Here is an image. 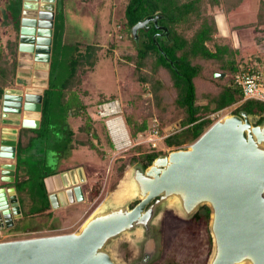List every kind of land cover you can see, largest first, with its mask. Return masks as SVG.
Returning <instances> with one entry per match:
<instances>
[{
    "label": "water",
    "instance_id": "water-1",
    "mask_svg": "<svg viewBox=\"0 0 264 264\" xmlns=\"http://www.w3.org/2000/svg\"><path fill=\"white\" fill-rule=\"evenodd\" d=\"M53 3L24 0L18 68L22 61L36 63L35 73L30 69L27 79L18 80L17 85H36L43 77L37 73L49 71L51 48L42 45L52 43ZM159 18L134 26V37L151 22L166 31L157 26ZM42 103V94L6 90L0 121L19 119L23 111L22 128L37 130ZM1 140L0 158L12 162L3 181L12 184L17 136L4 133ZM86 181L83 168L47 178L52 209L84 201L81 185ZM127 181L129 191L112 194L77 232L0 242V264H125L110 248L128 234L137 235L145 256L153 258L157 254L155 228L171 205L187 220L204 206L210 209L213 247L207 264H264V122L256 124L247 114L225 116L189 147L157 158L145 169L131 166ZM20 209L15 189L0 188V213L7 228L14 225L13 217L20 216Z\"/></svg>",
    "mask_w": 264,
    "mask_h": 264
},
{
    "label": "trees",
    "instance_id": "trees-1",
    "mask_svg": "<svg viewBox=\"0 0 264 264\" xmlns=\"http://www.w3.org/2000/svg\"><path fill=\"white\" fill-rule=\"evenodd\" d=\"M60 1L61 7L58 4L56 8L55 26L64 20V0ZM244 2L245 0H126L124 21L129 32L138 23L156 16H160L157 26L166 30H159L151 22L147 28L138 32L139 39L134 37L137 52L122 56L124 64L133 66L127 91L129 103L123 111L131 137L148 130L147 122L150 117L157 119L159 133L163 135L179 112L184 114L180 128L164 139V144L169 149H181L194 144L216 123L217 114L232 107H235V115L259 116L256 124L264 122V103L244 101L240 89L233 82L236 74L264 61V0H257L256 15L252 22L232 28L235 31L253 32L258 57L249 61H245L232 38L220 36L216 19L219 12L230 15ZM23 4L24 0H8L4 9L5 18L10 21L15 33V38L8 40L5 45L2 42L0 24V97L14 84L17 75ZM58 27L59 25L54 29L52 39L47 88L42 91L40 128H21L17 136L14 181L17 184L11 187L20 195L29 190L33 199L34 191L40 195V205L31 211L32 215L51 213L45 179L58 174L55 170L47 174L39 173V169L31 163L35 149H40L43 145L57 150L64 147L73 152L79 147H87L100 158L104 156L103 151L90 139L98 138V133L93 119L89 117L88 105L79 94L83 77L98 64L102 47L87 43L84 47L81 44L60 46L61 36L56 34ZM134 83L148 85L151 98L146 100L133 95L130 86ZM200 101H204V104ZM100 102H104V99ZM145 104L150 108V113L142 110ZM77 116H81L83 122L77 131L72 127H60L61 123L66 125L65 121L69 117ZM77 132L87 138L77 140ZM71 140L75 142L71 143ZM107 141L112 146L111 136H107ZM128 154L138 159L144 169L155 159L168 155L167 152L152 149L146 143L133 146ZM71 169L75 168L67 171ZM121 169L125 170L124 167ZM98 194L99 191H95V197ZM210 213L208 207H202L193 217L192 224L203 223L207 228ZM211 246L210 239V248Z\"/></svg>",
    "mask_w": 264,
    "mask_h": 264
},
{
    "label": "rangeland",
    "instance_id": "rangeland-1",
    "mask_svg": "<svg viewBox=\"0 0 264 264\" xmlns=\"http://www.w3.org/2000/svg\"><path fill=\"white\" fill-rule=\"evenodd\" d=\"M7 3L8 0H0V24L3 45L8 40L15 38L13 27L10 21L5 18L4 9L7 7ZM61 3L59 0L60 7ZM257 3V0H245V3L233 15L223 21L231 29L230 32L225 30L224 35L230 33L227 37L233 39L235 47L241 50L245 61L257 56L258 48L254 40V34L250 30L235 31L232 28L253 21L256 15ZM63 7L64 20L61 23H57L59 29L56 31L58 37L61 36L59 45L72 46L81 44L84 47V44L87 43V45L102 47L98 64L93 71L88 72L83 77L79 94L84 103L88 105L89 117H91V120L93 119L94 128L98 133V138L91 137L90 139L93 140L98 149L103 151L104 156L100 158L97 153L93 150H88L87 147H79L73 152L70 149H64V147L57 150L45 148L43 145L40 146V149L39 147L35 149L33 156H31L33 159L31 163H34V166L39 169L41 174L43 172L47 174L51 170L63 172L70 168L80 167L84 169L87 176L86 183L81 185L83 192H85L84 201L65 209L53 211L51 208L52 212L50 214L32 215L30 214L31 211L36 210V207L40 205L38 200L40 195L34 191L35 199H33L29 190L24 191L21 195L18 194L19 201H21L19 203H21L20 210L22 214L18 218L13 217L14 225L12 227H4L2 232L7 238L3 239V242L72 234L79 231L91 214L112 194L123 195L129 191L128 173L131 166H138L139 160L128 154V150L138 143L145 142L149 136V131H146L136 137H131L124 121L125 114L123 111L124 107L128 106L129 103L127 91L133 66L124 64L122 56L137 52L134 35L125 26L126 0H64ZM57 26L54 25L53 34ZM220 36H223L222 33H220ZM137 39H139V36ZM24 67L30 70L33 64L28 63ZM42 72H45V76L36 83L38 87L34 85L25 86V83H23V86L20 85L22 90H27L28 88L32 92L35 91V93L39 92L38 94H42V91L47 88L49 71ZM42 80H44L43 84H41ZM16 83L17 81L12 86L17 85ZM130 90L135 96L146 100L151 98L148 85L134 83L130 86ZM103 99L104 102H100ZM200 103L204 104V101H200ZM2 104V100H0V110L2 109ZM234 108L226 109L217 114L218 120L234 114ZM142 110L146 113L151 112L146 104ZM102 113L105 114L103 115ZM183 116L182 112L177 113L171 124L164 131V134H161V139L154 141V144L157 145V150L168 154L178 150L167 148L164 144V139L180 128V121ZM213 117L212 115L211 118ZM252 117L255 120L259 118V116ZM152 118L148 119L149 127L152 124ZM66 120V125L64 126L61 123L60 127L67 129L72 127V129L77 131L79 126L83 124L81 116L69 117ZM107 122L113 123L114 126L117 124L116 128L120 127L121 129L119 130L118 142L114 141L110 135L112 146L107 143V136L110 138ZM0 123L5 124L3 121ZM9 124L14 128L20 127L19 121H10ZM86 138L87 136L77 132V140ZM146 144L153 149L152 143L147 142ZM187 147L189 146L181 149ZM24 167L26 166L24 165ZM121 167H124L125 170L123 171ZM24 172L22 171V173ZM4 184L8 186L9 183ZM95 191H99L96 197L94 195ZM131 206L133 207L134 204ZM192 221L193 218L190 220L185 219L175 205L169 206L161 216L153 234L155 236L157 254L146 263H143L145 257L143 253L144 247L137 235L128 234L123 236L115 241L110 249L118 261L125 264H171L174 262L178 264H207L213 247L211 246L210 248V239L212 242V238L209 224L206 228L203 223L194 225Z\"/></svg>",
    "mask_w": 264,
    "mask_h": 264
},
{
    "label": "built area",
    "instance_id": "built-area-1",
    "mask_svg": "<svg viewBox=\"0 0 264 264\" xmlns=\"http://www.w3.org/2000/svg\"><path fill=\"white\" fill-rule=\"evenodd\" d=\"M261 62L256 63L253 68H249L247 71L238 73L233 77L234 85L240 89L244 101L253 100L264 103V61ZM102 114L104 115L105 113ZM107 127L114 141L118 142L120 135L119 130H121L120 127L117 129V124L114 126L111 122H107ZM158 128L159 123L157 119H153L152 124L147 130L149 131L148 139H146L145 142L138 144L150 142L152 143L153 148H157L154 141L161 139ZM4 227H6V224L3 220L2 214L0 213V242H3V239L7 238L2 232Z\"/></svg>",
    "mask_w": 264,
    "mask_h": 264
},
{
    "label": "crops",
    "instance_id": "crops-1",
    "mask_svg": "<svg viewBox=\"0 0 264 264\" xmlns=\"http://www.w3.org/2000/svg\"><path fill=\"white\" fill-rule=\"evenodd\" d=\"M66 1V0H65ZM98 1V0H97ZM245 3V2H244ZM243 3V4H244ZM54 6H55V9H54V20H55V13H56V8H57V6H58V4H59V0H54ZM242 4V5H243ZM241 5V6H242ZM239 9V8H238ZM237 9V10H238ZM236 10V11H237ZM236 11H234V12H232L230 15H226L225 13H223V12H219L218 14H217V16H216V19H217V23H218V26H219V31H220V33H222V35L223 36H229V34L227 33V34H225L224 35V33H225V30H227V32H230V28L227 26V23H223V21H225V20H227V18H229L231 15H233V13H235ZM55 23V22H54ZM55 25V24H54ZM54 28V27H53ZM229 30V31H228ZM233 32V31H232ZM52 39H53V37H52ZM42 47L43 48H45V49H47L48 47L49 48H51L52 47V43H51V46H49V45H46V44H44V45H42ZM258 52V51H257ZM51 54V53H50ZM18 56H19V54H18ZM256 57H258V56H256ZM20 60H19V58H18V62H19ZM30 61V60H29ZM28 60L27 61H22V68L19 70H17V78L15 79V81H18V80H21V82L22 81H24L27 77V75H26V73L27 72H29V69L27 68V67H24V65L25 64H28V63H30ZM18 68V67H17ZM18 71L21 73V75H18ZM17 84V83H16ZM13 87H17V88H19V89H22L21 87H20V85H15V86H11L10 88H13ZM36 88V87H35ZM34 94H38L39 92H36L35 93V91L33 92ZM1 111V110H0ZM22 124V123H21ZM21 124H20V126H21ZM5 128L6 129H12L13 127L9 124V122H7L5 125ZM110 133V132H109ZM17 152V151H16ZM17 154V153H16ZM10 163H12V162H10L9 160H5V159H2V158H0V171H1V176H3L4 177V175H5V172L7 171V166L8 165H11ZM15 167H16V159H15ZM78 168H80V167H78ZM78 168H75V169H78ZM71 170H74V169H71ZM66 171L67 170H65V171H63V172H58V174L57 175H55V176H60V175H62L63 173H66ZM70 171V170H69ZM15 175H16V169H15ZM55 176H53V177H55ZM53 177H49V178H53ZM87 177V176H86ZM46 180V179H45ZM85 193V192H84ZM71 205H69V206H66V207H64L63 209H65V208H68V207H70ZM52 208V207H51ZM60 209H62V208H60ZM53 211H55V210H53ZM50 212H52V210H50ZM22 214V213H21Z\"/></svg>",
    "mask_w": 264,
    "mask_h": 264
},
{
    "label": "flooded vegetation",
    "instance_id": "flooded-vegetation-1",
    "mask_svg": "<svg viewBox=\"0 0 264 264\" xmlns=\"http://www.w3.org/2000/svg\"><path fill=\"white\" fill-rule=\"evenodd\" d=\"M31 64H33V67H31L32 69H33V71H34V69H35V62L34 61H29ZM50 65V64H49ZM34 73H35V71H34ZM41 73V72H40ZM39 73V74H40ZM41 75V77L43 76H45V72H43L42 74H40ZM42 77V78H43ZM42 83L41 84H43L44 83V80H42L41 81ZM6 90H22V89H19V88H17V87H13V88H9V89H6ZM5 90V91H6ZM24 91V94H34L32 91H30V90H28V88H27V90H23ZM4 94H5V92H4ZM4 94H3V96H2V98L0 99V100H2V103H3V97H4ZM2 108H3V104H2V106H1ZM2 111H0V119H1V117H2ZM22 116H23V111H22V113H21V115H20V118L19 119H6L5 121V124L7 123V122H10V121H19V124H21L22 123V120H23V118H22ZM1 122V121H0ZM5 124H1L0 123V148H1V137H2V135L4 134V133H7V135H9L10 137H12L14 134L16 135V136H18V133H19V131H20V129L22 128V124H21V126L19 127V128H12V129H6L5 128ZM18 124V125H19ZM17 132V133H14V132ZM6 160V159H5ZM138 166H142V168H143V165L139 162V164H138ZM144 169V168H143ZM55 176V175H54ZM50 177H53V176H50ZM47 178H49V177H47ZM46 178V179H47ZM0 188H5V189H9V188H14V187H11L9 184H11V183H9L8 184V186H5V182L3 181V176H1L0 177ZM13 184V183H12ZM15 189V188H14ZM15 193H16V197H17V200L19 201V197H18V194H17V192H16V189H15ZM49 196V195H48ZM153 238L155 239V236L153 235ZM157 249V248H156ZM150 260V258L149 257H147V256H145L144 257V262L143 263H146V262H148Z\"/></svg>",
    "mask_w": 264,
    "mask_h": 264
},
{
    "label": "bare ground",
    "instance_id": "bare-ground-1",
    "mask_svg": "<svg viewBox=\"0 0 264 264\" xmlns=\"http://www.w3.org/2000/svg\"><path fill=\"white\" fill-rule=\"evenodd\" d=\"M43 72H41L40 74H42ZM38 75H40L39 73H37ZM41 79V78H40ZM39 80H36L35 81V84L38 83ZM34 86H37V85H34ZM38 87V86H37Z\"/></svg>",
    "mask_w": 264,
    "mask_h": 264
}]
</instances>
